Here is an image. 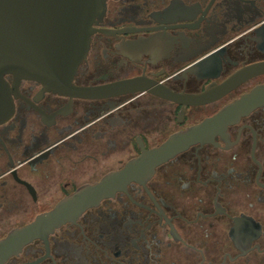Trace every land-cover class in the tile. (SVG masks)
<instances>
[{
    "label": "flooded vegetation",
    "instance_id": "obj_1",
    "mask_svg": "<svg viewBox=\"0 0 264 264\" xmlns=\"http://www.w3.org/2000/svg\"><path fill=\"white\" fill-rule=\"evenodd\" d=\"M92 27L70 87L5 75L0 264H264V0Z\"/></svg>",
    "mask_w": 264,
    "mask_h": 264
},
{
    "label": "water",
    "instance_id": "obj_2",
    "mask_svg": "<svg viewBox=\"0 0 264 264\" xmlns=\"http://www.w3.org/2000/svg\"><path fill=\"white\" fill-rule=\"evenodd\" d=\"M104 8L105 0H0V122L13 109L6 74L71 86Z\"/></svg>",
    "mask_w": 264,
    "mask_h": 264
}]
</instances>
